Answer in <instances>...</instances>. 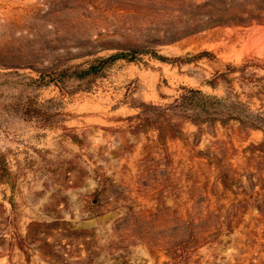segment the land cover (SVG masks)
I'll return each mask as SVG.
<instances>
[{"label":"rangeland","instance_id":"obj_1","mask_svg":"<svg viewBox=\"0 0 264 264\" xmlns=\"http://www.w3.org/2000/svg\"><path fill=\"white\" fill-rule=\"evenodd\" d=\"M136 45L180 60H120L69 94L37 81ZM248 58L264 0H0V264H264L262 132L172 115L184 135L160 141L136 118L224 96L205 81Z\"/></svg>","mask_w":264,"mask_h":264},{"label":"trees","instance_id":"obj_2","mask_svg":"<svg viewBox=\"0 0 264 264\" xmlns=\"http://www.w3.org/2000/svg\"><path fill=\"white\" fill-rule=\"evenodd\" d=\"M145 55L169 64H176L180 60L159 55L147 46H129L114 54L95 57L83 65L42 71L37 81L43 88L55 85L63 94L73 93L68 91H72L69 85L74 83H77L79 90H87L86 85L104 78L116 62H137ZM210 55L204 52L196 58ZM205 84L213 89L223 86L225 95L219 97L200 89L184 88L183 94L173 104L152 106L150 112L141 111L136 116L141 121L137 126L138 131L152 128L158 132L160 141L182 137L183 130L172 121V115L184 116L195 125L238 122L262 132L263 141L253 146V149L264 152V61L248 58L239 65L229 64L226 71L218 72L206 80ZM34 112L40 113L36 110ZM11 176L6 159L0 157V182H11Z\"/></svg>","mask_w":264,"mask_h":264}]
</instances>
